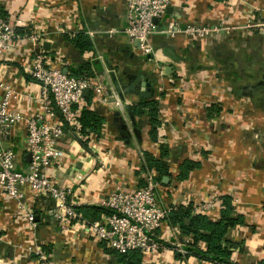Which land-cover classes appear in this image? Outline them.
I'll return each mask as SVG.
<instances>
[{
    "label": "crops",
    "instance_id": "0c3cea01",
    "mask_svg": "<svg viewBox=\"0 0 264 264\" xmlns=\"http://www.w3.org/2000/svg\"><path fill=\"white\" fill-rule=\"evenodd\" d=\"M126 5L127 0H0L20 28L42 31L40 46L53 67L68 72L87 59L94 78L114 89V76L127 88L134 85L122 95L115 89L125 101L124 111L96 98L92 102V109L104 117L97 141L90 142L95 151L68 132L60 137L57 146L68 165L58 172L59 178L69 180L80 169L87 170L89 178L73 182L71 193L86 202L79 206L94 205L117 185L140 186L147 172L141 169L143 151L157 156L162 145L168 150L169 173L167 181L161 180L160 201L174 207L191 205L193 212L218 220L223 197L230 196L234 214L243 218L226 233L234 243L231 260L264 264V0H172L165 11L167 21L219 29L205 37L156 32L149 37L152 50L145 55L123 31ZM78 32L91 38L92 51L80 55L63 38ZM29 53L7 55V70L27 79L23 72ZM158 63L162 75L155 71ZM139 74L152 80L148 96L136 93L146 90ZM142 99L157 102L156 141L148 135L147 113L133 116L134 123L130 118L127 107ZM115 122L127 124V138L120 136ZM186 160L196 165L178 179ZM52 206L49 198L33 201L32 229L13 215L12 203L0 200V264H118L102 241L59 231L49 212ZM173 226L165 220L158 230L165 244ZM176 238L182 240L181 235ZM35 245H41L45 260L26 248ZM198 246L204 249L205 243ZM178 253L163 246L144 254L142 264H215Z\"/></svg>",
    "mask_w": 264,
    "mask_h": 264
},
{
    "label": "built area",
    "instance_id": "2783aa9c",
    "mask_svg": "<svg viewBox=\"0 0 264 264\" xmlns=\"http://www.w3.org/2000/svg\"><path fill=\"white\" fill-rule=\"evenodd\" d=\"M171 2L127 0L123 31L130 40H138V48L144 55L151 52L149 37L156 32L205 37L218 31L217 25L179 27L167 21L165 11ZM18 23L19 20L9 17L7 20L0 18V200L12 203L13 215L20 216L33 229L36 228L33 201L40 197L52 199L49 212L59 231L103 241L121 254L140 250L144 255L163 246L169 247L160 239L158 230L176 207L160 201L161 181L153 170L146 172L144 185L135 188L117 185L94 204L106 208L109 213L89 220L79 211L81 202H86L75 200L71 193L72 183L87 180L89 174L80 169L69 176V180L60 179L58 172L66 169L68 161L57 142L68 132L72 139L80 142L87 139V144L95 151L91 144L99 136L95 132L88 136L81 132L84 90L91 93L92 101L96 98L119 111H124L125 101L109 82L87 75L76 77L50 65L40 46L42 31L35 27L21 34L16 30L21 27ZM28 49L30 53L23 72L28 78L25 79L19 72H9L5 59L7 55L13 57ZM156 66L157 75H162L163 66L160 63ZM26 154L30 155L29 160L25 159ZM180 235V228L173 226L167 244L186 254V245L192 242V237L183 235L179 242L176 237ZM26 248L45 260L46 253L41 245Z\"/></svg>",
    "mask_w": 264,
    "mask_h": 264
},
{
    "label": "trees",
    "instance_id": "16d2710c",
    "mask_svg": "<svg viewBox=\"0 0 264 264\" xmlns=\"http://www.w3.org/2000/svg\"><path fill=\"white\" fill-rule=\"evenodd\" d=\"M8 15V12L0 7V18L7 20ZM16 30L21 34L25 32V29L23 30L20 27ZM63 38L69 41L80 55L94 49L91 38L84 32H78L73 36L64 35ZM70 68L68 72L73 76H93L91 62L87 59ZM92 102L91 96L85 97V103L82 107L80 117L81 132L86 136L90 132H95L99 136L104 117L92 109ZM128 109L130 114L135 117H140L147 113V119L150 125L148 135L152 141H156L158 135L157 127L160 123L157 102L154 99H142L140 102L129 105ZM82 145L87 148V139L82 142ZM167 155L168 150L162 145L157 156L148 151H143L141 169L147 172L153 170L156 173V178L161 181L162 176L169 173V166L165 160ZM195 165L191 160H186L181 166L182 170L177 176L178 179L185 178L188 171L194 168ZM144 184L145 180H143L141 185ZM78 209L89 220L98 219L101 213H109L106 208L97 205H82ZM165 220L169 224L178 225L181 230V236L189 235L192 237V242L186 245L188 252L184 255L185 257L196 256L202 260L214 262L215 264L229 263L232 261L231 247L234 243L226 238V233L236 224H241L243 218L240 215L234 214V206L230 196L226 195L223 197L220 218L218 220L211 219L208 215L201 212H193L191 205H178L169 212ZM199 242L205 243L204 249L198 246ZM100 244L106 253L115 254V260L118 264H142L143 262V253L140 250H132L128 253L121 254L107 246L103 241ZM165 245L174 247L167 243ZM175 252L177 255L179 254L178 251L175 250Z\"/></svg>",
    "mask_w": 264,
    "mask_h": 264
},
{
    "label": "water",
    "instance_id": "95a60500",
    "mask_svg": "<svg viewBox=\"0 0 264 264\" xmlns=\"http://www.w3.org/2000/svg\"><path fill=\"white\" fill-rule=\"evenodd\" d=\"M154 21H156V20H154ZM134 41V44L136 45V46H138L139 45V42H138V40H133ZM64 72H66V71H64ZM168 72V71H167ZM139 78H142V81H141V84L143 85V87L144 88H146V90L144 91H136V93H138L140 96H148L149 94H150V90H149V88H151V81L152 80H150V81H147L145 78H144V76L142 75V74H139L138 75V79ZM112 80H113V85H114V87H115V89L117 90V92L120 94V95H122V92L123 91H126V90H128L129 88H130V90H132V88L134 87V85L133 84H129L128 85V87L129 88H127V87H125V86H123V85H121L120 84V82L115 78V76L112 78ZM136 82V81H135ZM84 95H85V97H87L88 95H89V91L88 90H84ZM128 108V107H127ZM129 111V110H128ZM130 118L132 119V121H133V123H134V118H133V115L132 114H130ZM116 123V125H117V127H118V129H119V134H120V136L121 137H123V138H127L128 137V129H127V124L126 123H122L121 125H119V123L118 122H115ZM29 158H30V155L29 154H26V156H25V159L26 160H29ZM168 180V176H166V175H163L162 176V181H167Z\"/></svg>",
    "mask_w": 264,
    "mask_h": 264
}]
</instances>
